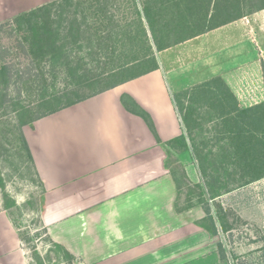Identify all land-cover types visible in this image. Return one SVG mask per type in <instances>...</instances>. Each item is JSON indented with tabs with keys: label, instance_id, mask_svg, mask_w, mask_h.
I'll return each instance as SVG.
<instances>
[{
	"label": "crops",
	"instance_id": "0c3cea01",
	"mask_svg": "<svg viewBox=\"0 0 264 264\" xmlns=\"http://www.w3.org/2000/svg\"><path fill=\"white\" fill-rule=\"evenodd\" d=\"M53 1L0 0V22ZM247 18L160 51L151 42L158 69L24 129L44 191L41 222L72 264H222L214 236L177 208L167 143L185 134L174 96L194 85L220 77L240 108L264 102V25ZM257 41L259 54L245 56ZM228 51L236 54L214 59ZM0 264H30L5 211Z\"/></svg>",
	"mask_w": 264,
	"mask_h": 264
},
{
	"label": "rangeland",
	"instance_id": "374dc122",
	"mask_svg": "<svg viewBox=\"0 0 264 264\" xmlns=\"http://www.w3.org/2000/svg\"><path fill=\"white\" fill-rule=\"evenodd\" d=\"M146 3L152 9L154 0ZM263 6L264 0H245L243 5L248 21L259 27L264 25ZM46 7L50 14L58 13L55 32L67 28L56 39L54 52H31L21 25L15 23L19 15L0 22V212L8 213L13 226L20 229L30 264H72L51 246L40 228L44 191L28 157L24 129L145 71L148 67L140 61L155 54L151 53L153 41L134 16L131 0H55ZM199 27L206 28L195 29ZM257 46L262 48L259 41L245 44L244 55L257 56ZM233 53H218L214 59L219 62ZM178 100L189 139L187 150L177 147L168 157L179 191L178 210H190L187 214L209 231L211 224L203 209L210 207L217 232L209 233L222 254V264H264V178L241 186L232 182L248 171L264 173L261 147L247 146V154H241L232 142L248 137L245 129L255 130V126L247 124L236 132L237 114L226 117L220 104L195 102L184 93ZM190 145L206 158L207 174L213 179H203Z\"/></svg>",
	"mask_w": 264,
	"mask_h": 264
},
{
	"label": "trees",
	"instance_id": "16d2710c",
	"mask_svg": "<svg viewBox=\"0 0 264 264\" xmlns=\"http://www.w3.org/2000/svg\"><path fill=\"white\" fill-rule=\"evenodd\" d=\"M64 1L66 0H60V2L62 3ZM144 1L145 3H143V0H131V4L135 9L134 16L136 17L140 29L146 35V37L149 38L150 36L157 51L163 50L172 44H177L191 37L205 33L209 30H212L213 28L240 20L247 15V13L245 14V11L243 10L245 0H154L155 4H157L158 6L160 5L158 7L160 11L154 10L156 12H153L148 8V4L146 3L147 0ZM60 7H62V5H60ZM167 7L169 11L166 10ZM163 8L165 12H162ZM262 8H264V6ZM61 14L66 16L67 13L64 12ZM57 15L58 13L56 12L54 14L53 12H51L50 14V9L44 6L42 8L19 15L17 18H15L16 25H21V30L23 31V39L27 43L31 52L40 54L54 52L56 50V39L60 36V32H64V30H67V28H61L59 32H55L53 25L55 24V16ZM64 21L66 22V20ZM202 22H204L206 25L202 24ZM144 23L146 24L147 29L144 28ZM199 25L206 26V28L204 29L199 27L198 29H195V27ZM80 28L81 27L73 30L79 31L81 30ZM154 57V55H150V57H147V59H145L144 61H140L141 66L148 67L145 71L140 72L133 77H127L99 93H102L106 90L114 88L120 84H123L158 69V65ZM144 62L146 65H144ZM150 65H152V67L149 69ZM99 93L93 94L90 97L95 96ZM181 93H184L185 96H189V98L195 102H200L203 100L206 102H213L216 106L217 104H220L221 108L225 110L226 117L236 113L237 116L236 118H234V125L236 124L235 126L237 129L236 132H239L244 127H248L247 124L254 125L257 133L255 132V130L246 128L245 132L249 134L248 137L233 139V145L241 154H247L244 149H246V147L250 145L253 147L259 146L263 149L264 152V102L249 108H240L236 97L230 91L225 82L220 77H215L175 94V104L184 126L186 118H183L181 115L183 107L178 100V97ZM75 103H72L71 105ZM221 103H225V105H222ZM68 106L70 105H66L61 109H64ZM225 107L226 109H224ZM149 126L152 127L150 124ZM230 127H232V125L226 124V128ZM25 146L27 149L28 157L32 162V157L26 143ZM167 146L171 149H175L178 147V149L182 151L187 150L189 146V139L187 134L183 133L174 140L169 141L167 143ZM190 146L192 147L194 159L198 164L199 171L203 179L205 180L206 178L211 177L207 174L206 158L201 156L199 151L194 148L195 146ZM226 159L227 156L225 155L222 158L223 162ZM217 176H219L218 173ZM211 178L213 179L214 177ZM261 178H264V173H255L248 171L247 173L243 174V177L236 180L233 179L232 182L234 186H241L255 182L257 180H260ZM203 210L205 212L207 220L211 224V229L208 228V230L211 232V234L215 235L217 230L215 226V219L211 212V209L210 207H207ZM39 223L40 228L43 230L44 236L48 239L47 231L44 228L41 219L39 220ZM220 225L223 226V223H220ZM16 229L19 232L21 245H23V236H21L20 234V229ZM48 241L55 250L63 253L64 256L72 260L71 255L68 254L65 249H63V247L53 243L50 239H48ZM218 253L222 261V254L220 252Z\"/></svg>",
	"mask_w": 264,
	"mask_h": 264
}]
</instances>
